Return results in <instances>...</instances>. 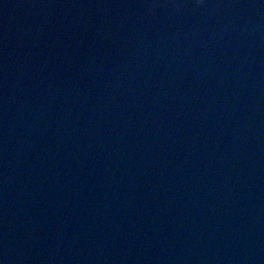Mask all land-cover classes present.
I'll return each mask as SVG.
<instances>
[{
  "label": "water",
  "instance_id": "water-1",
  "mask_svg": "<svg viewBox=\"0 0 264 264\" xmlns=\"http://www.w3.org/2000/svg\"><path fill=\"white\" fill-rule=\"evenodd\" d=\"M263 159L264 0H0V264H264Z\"/></svg>",
  "mask_w": 264,
  "mask_h": 264
},
{
  "label": "clouds",
  "instance_id": "clouds-1",
  "mask_svg": "<svg viewBox=\"0 0 264 264\" xmlns=\"http://www.w3.org/2000/svg\"><path fill=\"white\" fill-rule=\"evenodd\" d=\"M153 5H149L148 10L151 12Z\"/></svg>",
  "mask_w": 264,
  "mask_h": 264
}]
</instances>
